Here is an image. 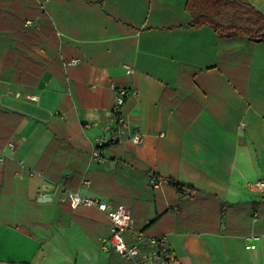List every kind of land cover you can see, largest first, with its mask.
<instances>
[{"label":"crops","instance_id":"crops-1","mask_svg":"<svg viewBox=\"0 0 264 264\" xmlns=\"http://www.w3.org/2000/svg\"><path fill=\"white\" fill-rule=\"evenodd\" d=\"M185 2L0 0V264H132L61 190L127 207L171 264H264V192L247 186L264 181V41L192 29ZM119 88L138 91L122 112L143 139L98 163Z\"/></svg>","mask_w":264,"mask_h":264},{"label":"built area","instance_id":"built-area-1","mask_svg":"<svg viewBox=\"0 0 264 264\" xmlns=\"http://www.w3.org/2000/svg\"><path fill=\"white\" fill-rule=\"evenodd\" d=\"M76 62V60H70L66 65H75ZM131 72L132 68L129 66L125 67L126 75ZM112 89L114 90V88ZM115 92L116 97L110 114V121H112L110 136L108 138L105 135L101 136L97 141V147L91 154V159L98 163L103 161L100 158L102 146L115 145L125 140L139 145L143 139V135L138 130L129 131L128 122L122 112L125 100L129 96L137 97L138 91L133 88H128V90L119 88ZM31 99L35 100V97H31ZM33 175L42 177L40 172L32 171L29 173L30 177ZM168 183H170L169 180L162 176H155L151 180V187L157 189L162 184ZM247 186L254 188L259 193L264 192V181L259 180L255 183L247 184ZM60 194L59 202H67L73 209L78 207H96L101 213L105 214L110 222V227L109 236L101 241L100 249L103 251H112L132 264H171L175 261L164 238L147 237L136 227L134 220L130 217L128 208L124 205L113 207L107 202L94 198H85L77 192L72 193L66 190H61ZM256 219L257 216H255L254 221ZM248 248L253 249L254 246H248Z\"/></svg>","mask_w":264,"mask_h":264},{"label":"trees","instance_id":"trees-1","mask_svg":"<svg viewBox=\"0 0 264 264\" xmlns=\"http://www.w3.org/2000/svg\"><path fill=\"white\" fill-rule=\"evenodd\" d=\"M185 4L192 29L208 27L220 39L264 41V15L242 0H186Z\"/></svg>","mask_w":264,"mask_h":264},{"label":"water","instance_id":"water-1","mask_svg":"<svg viewBox=\"0 0 264 264\" xmlns=\"http://www.w3.org/2000/svg\"><path fill=\"white\" fill-rule=\"evenodd\" d=\"M42 191L47 194V193H50L51 192V188H50L49 185H46V186L43 187ZM48 199L49 198H47V199L46 198H40L39 199V202L45 203V202L49 201Z\"/></svg>","mask_w":264,"mask_h":264}]
</instances>
